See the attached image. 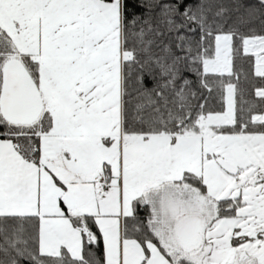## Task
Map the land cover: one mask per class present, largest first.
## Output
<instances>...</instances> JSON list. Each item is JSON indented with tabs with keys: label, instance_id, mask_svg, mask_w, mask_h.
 Returning a JSON list of instances; mask_svg holds the SVG:
<instances>
[{
	"label": "snow or ice",
	"instance_id": "6c2138e0",
	"mask_svg": "<svg viewBox=\"0 0 264 264\" xmlns=\"http://www.w3.org/2000/svg\"><path fill=\"white\" fill-rule=\"evenodd\" d=\"M233 3L0 0V264H264V0Z\"/></svg>",
	"mask_w": 264,
	"mask_h": 264
},
{
	"label": "trees",
	"instance_id": "16d2710c",
	"mask_svg": "<svg viewBox=\"0 0 264 264\" xmlns=\"http://www.w3.org/2000/svg\"><path fill=\"white\" fill-rule=\"evenodd\" d=\"M223 3H225L229 8L234 6L233 0H222ZM240 3H243L246 7L250 5L256 4L257 0H239ZM257 31H259V22L257 21L252 25ZM242 65V68L244 71H250L251 66L247 62V60L244 61H238V67ZM190 79H195V76L193 74H188ZM257 82V81H253ZM21 264H28L27 261H22Z\"/></svg>",
	"mask_w": 264,
	"mask_h": 264
}]
</instances>
